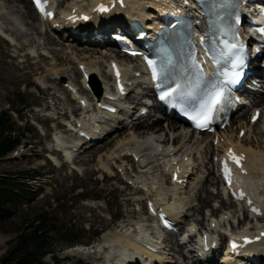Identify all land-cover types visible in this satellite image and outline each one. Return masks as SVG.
Masks as SVG:
<instances>
[{
    "label": "rangeland",
    "instance_id": "rangeland-1",
    "mask_svg": "<svg viewBox=\"0 0 264 264\" xmlns=\"http://www.w3.org/2000/svg\"><path fill=\"white\" fill-rule=\"evenodd\" d=\"M4 6L6 7L5 4ZM9 6L12 7L11 10L3 9L2 14L13 22V26L17 30L14 35L20 36V38L15 39L13 36L15 41L10 42L0 34V114L4 111L10 114L9 121L17 125L18 133L15 132V135L19 134L21 142L13 153L0 160V175L17 177L24 174L34 195L22 198L19 208L10 215L9 220L0 222V262L8 256L9 263H11L26 250H38L41 249V246H48L52 252L45 253L40 257L42 264H90L89 262L94 258L102 256L100 252L96 255L97 248L95 246L106 231H114L115 226H118L120 222L128 223L130 220L141 218L137 214V210L140 207V202L144 203L145 194L134 195V188L126 189L124 184L107 179L108 176H122L119 165L124 167L128 177L132 176L131 167L136 166L134 165L135 161L131 159L129 163L120 162L112 171L100 169L99 159L103 160L104 168L114 165L111 160L112 153L122 144L116 142L117 140L112 146L106 148H102L106 141L97 143L96 146L90 147V150L98 149L96 153L92 151V154L88 152L83 154L84 148H82L80 160L83 164L67 163L59 152L50 147L52 146L50 143L55 134L61 135L64 139L73 140V135L65 131L66 127L63 124H66V121H71L70 114L72 112L76 116L81 115L77 101L68 102L72 95L65 88L68 80H73L77 88L81 86V75L80 73L76 74L78 68L74 47L79 50L91 49L97 52L91 53L93 58L90 59L101 70L97 74L101 83L104 81L103 76L107 75L105 73L107 65H102L103 60L111 59L107 58L109 56L106 54L109 49L106 45L96 46L90 45L88 42L77 46L70 40H61L55 33L48 34L54 41L47 44L46 36L43 34L38 36L36 30H32L33 26L30 24L34 21L24 18L23 6L13 4ZM9 26L6 28L11 29ZM36 26L39 28V25L36 24ZM54 50H57V53ZM57 56L58 60L61 59L60 62L56 61ZM101 61L103 62L101 63ZM128 64L129 66L136 65L137 62L132 61ZM53 65L58 66L57 69L61 67L60 69L66 70V77H59L64 78V80H59V83L52 80L54 76L51 75L50 68ZM259 84L263 89L264 82L261 81ZM261 95L264 97V92ZM84 96L90 100V94L86 89ZM133 96L135 94L131 92L128 98ZM55 99H59L60 105L56 100L55 104L58 106L54 107ZM245 112H247L248 119L250 111L244 110L242 113ZM26 121L29 122L26 124ZM164 123L165 120L160 124L162 129L165 127ZM231 129L232 133L236 135L237 123ZM129 133L130 131H124V136L127 137ZM165 133L163 131L164 135ZM250 133L247 143L256 150L264 151L262 150L264 137H258L254 131ZM177 135L175 134V136ZM167 136L169 137V134ZM110 137L111 139L108 141L114 139L115 134L112 133ZM198 138L200 139V136ZM197 148L199 149L198 154L193 155L194 165L203 167L201 172L205 177L212 165L215 164L213 152L220 148L216 142H212V138L209 139V149L205 145L202 149L201 146ZM49 158L52 160L56 158L58 164L54 165ZM195 171L193 170V173ZM32 172L37 175L34 180L30 179ZM168 178L169 176L165 180ZM211 178L210 176L208 181ZM187 182L186 187L178 197L171 200V203L173 205L182 204L188 211L190 217L187 221H183L185 217L182 219L183 226L191 223L197 224L196 219L200 221V224L203 219V226H205L210 214L209 207L198 214H194L191 209L192 206L197 205L199 195L204 196V188L200 189L203 185L197 183L196 175H190ZM217 188L216 185L212 186L211 183H206L205 190L214 195L217 193ZM126 198H129L133 203V214L126 213ZM224 199L226 200V198ZM214 204L218 208V212H222L221 202L218 201ZM228 210L232 213L236 212L238 216L242 215V212H239L237 206L233 204ZM40 219L43 220V224L36 234H33ZM196 228H201V225L198 224ZM95 235L98 236L94 238ZM170 237L167 235V238L170 239ZM174 237L177 239V236ZM75 238H77L76 244H89L85 250L83 247L81 248L84 253L81 258L79 255L78 258L67 256V252L71 249L80 248L75 246V243L73 248H68L71 240ZM101 244L103 245V243ZM162 251L168 259H172L171 263L165 264H174L173 257L176 256L178 246L173 245V252L168 251V248H164ZM184 262L181 258L180 263Z\"/></svg>",
    "mask_w": 264,
    "mask_h": 264
},
{
    "label": "bare ground",
    "instance_id": "bare-ground-1",
    "mask_svg": "<svg viewBox=\"0 0 264 264\" xmlns=\"http://www.w3.org/2000/svg\"><path fill=\"white\" fill-rule=\"evenodd\" d=\"M2 1L0 5V34L4 35L5 38H7L10 42H14L15 39L20 38V36H15V32L17 30L13 26V22L10 19H7L3 16L2 10L3 9H10L12 7H8V5H18L20 7L23 6L24 8V18L31 19L34 22L30 25L33 26L32 30H36L35 32L39 35L46 36V42L49 44V42L53 43V39L48 35L50 33H56L55 30H53L51 27L55 23H61L68 27H75L70 26L69 21L67 18L72 15V12L76 14H89V20L86 23H80L79 24V31H87L88 36L93 33L95 29H99L103 33L106 34L110 28H124L126 25V20H128V17L137 19L138 21L144 22L145 19H148V14H151L153 12L152 10V0H125L126 2V9L122 7H116L108 13L107 15L98 16L92 12L93 6L97 5L98 3L101 4H109L112 0H66L64 1L60 8H64L65 12H63L61 15H59L54 20H45L40 21V18L34 11L30 0H0ZM117 1V0H114ZM6 5V7L4 6ZM9 10V11H10ZM12 12V11H11ZM127 14V15H126ZM23 15V14H22ZM126 15V16H125ZM102 17V18H99ZM152 17V16H150ZM147 24H150L146 20ZM79 23V22H78ZM77 23V24H78ZM39 25V28L36 26ZM11 27V29H7L6 26ZM102 25V26H101ZM77 29V27H75ZM20 35V34H19ZM15 36V39L14 37ZM61 40L66 41L71 40L73 43H75L77 46L81 44V40L77 38L75 35H61L59 37ZM14 39V40H13ZM52 40V41H51ZM67 40V41H68ZM90 45H96L100 46L101 43H105L104 40L101 41H95L93 39L87 40ZM86 41V43H87ZM63 44V43H62ZM70 45V44H69ZM71 46V45H70ZM24 47V46H23ZM23 47L20 49H23ZM72 47V46H71ZM84 49V48H83ZM76 53L74 54L77 57V68L79 66H82L84 68V71L89 75V80L86 82V80L83 77V73H80V71H76V74H81V82L80 87L77 88L76 84L73 80L67 81L68 88L71 91L72 97L69 98V103L76 102V101H84L86 106H81L83 110H87L85 112V115L89 117L91 122L93 119H97L99 117H109L111 119H121L122 115L124 114L125 117L119 120L118 123H115V121H111L106 126H101L100 124L95 126V132L92 130H87V132L92 136L94 140H97L101 137H103V142H105V145L102 146V148L110 147L112 144L117 140L116 142L122 143L119 145V147L113 151L112 153V162L116 164L118 161H127L130 162L131 158L136 159L137 162L136 166L131 167V171L133 173V176L128 177L123 171H121L122 176L113 175L111 177L108 176L107 173H105L107 179L115 180L117 183L124 184L126 189L134 188V195L137 194H145L144 201H146L150 195L153 198V200L156 202V204L159 206L160 203L165 202V200L170 201L175 197H178V195L182 192V190L186 187L182 183L181 185H177L176 182H171V178L173 177L174 173L177 174V179H180L182 181L184 178L190 177V175H196V180H198L197 183H201L203 187H200V189L204 188V196H200L197 199V205L192 206L191 209H193V213L198 214L202 213L203 209L208 208L209 209V216L207 220V224L203 226V219L200 221L196 219L197 224L191 223V229L195 230L197 225H201L202 229H205L208 233V238L211 239L214 234L213 232H209V230H222L224 229V226L229 223L230 219H232V222H234V213L230 212L228 209L232 206L231 199H227V201L224 199L226 197L225 191H222L219 189L220 185V179L217 174V169L214 170L216 167L213 164L211 170L208 171L207 176L204 177V173L201 172V165H194V159L193 155H197L199 152L198 146H201V149L205 145L207 149H209V139L213 136L201 134L200 139L198 136L193 135L190 133L186 128H184L179 123H174L173 121H170V117L164 118L165 120V127L162 129V121H164L162 118H153V115L150 116L151 109L148 111V114L146 116H140L139 115V109L142 107L140 99H136L135 96L132 98H128L129 94L125 97V102H122L120 106L121 109H123L124 113H121L117 115H109L106 113H100L99 115H91L89 112L91 111V106H93V103L91 104V100H88L85 98V86L89 85L93 80L98 81L97 74L101 72L100 68L96 67V64H93L90 58H93L91 53L93 54V50L86 49V50H79L78 48L74 47L73 49ZM108 50V49H106ZM110 50V49H109ZM55 53H57V50H54ZM96 52V51H95ZM89 53V54H88ZM97 53V52H96ZM40 56V55H39ZM103 58V57H102ZM107 58H111L107 57ZM125 61H122L121 59ZM113 61L119 60L123 64H121L124 67V75L125 76H131L135 71H138L137 69H134L132 71L129 70V64L132 61L136 62L135 59H130L126 56H121L118 53L113 56ZM110 60V59H109ZM109 60H103L101 61L102 65L106 64L109 65ZM57 62H60L61 59L57 56ZM127 61V62H126ZM120 64V63H118ZM60 65V64H59ZM100 66V65H99ZM53 65V67L50 68L51 75L54 76L52 80L58 81L64 80L66 77V70L63 69H57ZM100 70V71H99ZM253 71H258L261 73V78L264 79V64L262 66V70H259L258 68L254 67ZM100 75V74H99ZM64 78H59V77ZM101 76V75H100ZM103 80L106 82V87H109L108 83L111 80V76L108 73V75L103 76ZM140 84H144V81H139ZM132 92V91H130ZM129 92V93H130ZM147 93H151V91H146ZM54 98V97H53ZM100 98L103 100L104 95L101 94ZM142 98V97H141ZM55 99L53 106H58ZM137 100V104L133 105V103ZM140 103V104H139ZM60 105V103H59ZM137 106L138 109H137ZM137 109V110H135ZM158 109V108H156ZM258 109L261 112L260 118L256 122V124H252L250 122L252 117V112ZM154 111V110H153ZM120 112V111H119ZM84 113V112H83ZM248 119H247V112L238 114L237 116H233L230 118V126L225 127V130L223 132L217 133L216 138L213 137L212 141L217 142V145L219 146L220 150L216 149L213 152V157L216 159L219 156L224 155L231 149L233 154H236L238 156L243 157V167L241 168V172L246 173V177L248 181H250L252 186V191L248 192V199H250L251 205H246L245 203H237V210L240 212H243L244 218L249 221L248 224H245L242 227H238V231H235L237 234H239L238 239L243 240L244 238H247L250 240L249 243H243L241 242V246L239 249L238 256L235 257H228L226 264H246L244 261L246 255V252H250L253 250L260 256V264H264V236L262 237L261 234L264 233V151L256 150L255 148H252L249 143H247V137L250 135L252 131L259 137H264V97L261 98L260 101L256 102L251 108L250 113H248ZM237 123V132L236 135L232 133V126ZM108 126V127H107ZM114 128V129H113ZM252 129V130H251ZM240 130L244 131V134L240 137L238 132ZM124 131H130L129 135L127 137L124 136ZM163 131H165V135L163 134ZM256 131V132H255ZM143 132V133H142ZM114 133L115 138L112 140L110 135ZM143 135H142V134ZM253 133V134H254ZM169 134V137L167 136ZM175 134H178L175 136ZM173 136H175L173 138ZM125 137V138H124ZM122 139V140H121ZM124 139V140H123ZM127 139V140H126ZM124 141V143H123ZM197 143V144H196ZM51 148H59L63 151L65 154L66 160H68L70 157L74 156V159L72 163H82L80 160L82 158L81 156V150L82 146L84 148L83 154L88 152L89 154H92L94 151L96 153L97 150L91 149V146H84L85 144L82 143V139L80 138H74L73 141H68L64 139L61 135L55 134L53 137V140L51 141ZM81 145V147H79ZM195 146V147H194ZM194 147V148H193ZM200 148V147H199ZM200 149V150H201ZM264 150V148L262 149ZM93 151V152H92ZM111 156V155H110ZM54 162L58 164V161L54 159ZM67 162V161H66ZM103 160L99 159V167L100 169H104L106 171H111L112 166H106L104 168V165L102 164ZM121 167V166H120ZM193 170H196L193 173ZM199 173V174H198ZM202 174V175H200ZM169 176L168 180H165L166 177ZM212 177L209 181L208 178ZM187 183V182H186ZM196 183V185H198ZM206 183H211V185H216L217 193L213 195V193L207 192L206 189ZM142 186L143 189H139L138 187ZM258 192V194H256ZM211 194V195H210ZM213 199V200H212ZM246 200V199H245ZM220 201L221 206L220 209L222 212H218V208L215 207L216 202ZM213 204H212V203ZM211 203V205H210ZM140 205V204H139ZM125 206L127 207L126 213L127 214H133L134 210L132 209L133 203L129 200V198H126ZM161 206V205H160ZM170 206H174L176 209V217H174L175 220H177L180 224V221H187L188 217V211L184 209V205L178 204L173 205L170 203ZM252 209H257L260 211L261 215H256ZM217 210V211H216ZM212 212V213H211ZM187 217V219H186ZM250 219V220H249ZM131 222L130 227L126 228L125 222H120L117 227H115L114 231H106L102 238L100 239V242L97 243L95 246L97 249L95 250L96 255L101 251L104 253H101V257H96L93 259V261L89 263L93 264H124L125 261H130V258L125 260L120 257L121 254H126L128 252L129 248H132L131 243L125 238V233H129V230L132 228L133 230H137L139 233L136 235V238H141L142 233L146 227H149L150 225H147L145 220H130ZM194 222V221H192ZM155 226L156 224L153 223ZM241 231V232H239ZM223 232V231H221ZM241 233V234H240ZM207 235V234H206ZM219 235V239H213L217 244V247H221V240L222 235ZM192 238H195L194 236ZM190 237V239H192ZM125 239V243L122 246L121 242ZM156 239V238H155ZM190 242V241H189ZM103 243V245L101 244ZM187 243V242H186ZM100 244V245H98ZM170 244V245H169ZM178 246V251L176 252V256L174 258V264H181L180 259H183V262L185 261V258L181 257L183 256V246L184 244H179L178 240L175 239V237H170L169 243L166 245V248H169L168 251H172L173 245ZM149 246H152L150 243H148ZM119 247L114 248V247ZM155 247L156 246H152ZM105 248V249H104ZM85 250V249H83ZM262 251V253H260ZM94 252V251H93ZM193 251L190 253L192 255ZM83 251H81V248H74L67 252V256H71L74 258H81ZM119 254V255H118ZM143 255V254H142ZM162 256H155L152 254H145L146 260L143 261V264H165V263H171L172 259H168L163 252L161 253ZM128 257V256H127ZM194 257V256H192ZM79 260L81 261V259ZM215 258V254H213L212 257H210L209 253H202V260H207V262H213ZM101 260V261H99ZM184 264H187L185 262ZM191 264H200L198 262V259L196 258L195 261H193ZM217 264H223V261H218Z\"/></svg>",
    "mask_w": 264,
    "mask_h": 264
},
{
    "label": "trees",
    "instance_id": "trees-1",
    "mask_svg": "<svg viewBox=\"0 0 264 264\" xmlns=\"http://www.w3.org/2000/svg\"><path fill=\"white\" fill-rule=\"evenodd\" d=\"M10 114L6 111L0 114V160L9 156L20 144L19 134L16 129V124L9 121ZM28 122V121H27ZM26 122V124H27ZM13 135V136H12ZM36 173L32 172L30 179L34 180ZM24 174L14 177L12 175H0V222H6L9 220L10 215L14 213L20 205L22 198L32 197L34 191L32 187L27 184ZM40 224V225H39ZM43 220L35 226L33 234H36L37 230L41 228ZM79 242V241H78ZM77 243V238L72 239L69 246H73ZM48 246H41L38 250H26L19 258L9 263V257L6 256L0 264H42L40 257L45 253H51Z\"/></svg>",
    "mask_w": 264,
    "mask_h": 264
},
{
    "label": "snow or ice",
    "instance_id": "snow-or-ice-1",
    "mask_svg": "<svg viewBox=\"0 0 264 264\" xmlns=\"http://www.w3.org/2000/svg\"><path fill=\"white\" fill-rule=\"evenodd\" d=\"M34 3L36 4L37 8L39 11H41V14L46 15L47 17H51L52 13H48L45 12V5H43L41 3V0H34ZM98 11L101 12H105L107 11L106 8H104L103 6H100L98 9ZM82 19H87V17H81ZM71 19V17H70ZM115 68V66H113ZM154 79H155V73H154ZM179 87V86H177ZM176 89H172V92H175ZM172 92H164V95L161 97L166 98L170 95H172ZM221 95L222 93L220 92H216L214 93L208 100L206 103L200 105V110L197 111L194 115H189V119L192 120L195 124V127L197 128H203L206 127L207 124L210 122V114L211 112L216 108L217 105L220 104V100H221ZM255 120V117L253 118ZM241 135H243V133H241ZM229 158L233 161V163H235L237 165V167L241 166V161L243 159V157H236L232 154L231 150H229ZM225 179L228 180V170L225 169ZM240 198L243 199V193L240 194ZM249 203H251V201H249ZM253 212H256V209H252Z\"/></svg>",
    "mask_w": 264,
    "mask_h": 264
}]
</instances>
